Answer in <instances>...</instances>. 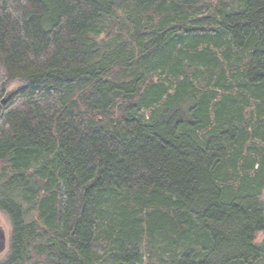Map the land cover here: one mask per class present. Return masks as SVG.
I'll return each instance as SVG.
<instances>
[{"label":"trees","instance_id":"obj_1","mask_svg":"<svg viewBox=\"0 0 264 264\" xmlns=\"http://www.w3.org/2000/svg\"><path fill=\"white\" fill-rule=\"evenodd\" d=\"M16 80L0 264H264V0H0Z\"/></svg>","mask_w":264,"mask_h":264},{"label":"rangeland","instance_id":"obj_2","mask_svg":"<svg viewBox=\"0 0 264 264\" xmlns=\"http://www.w3.org/2000/svg\"><path fill=\"white\" fill-rule=\"evenodd\" d=\"M154 80H157V77H154ZM25 85V82L22 80H16V81H11L7 84L6 86V95L11 94L18 90L19 88L23 87ZM257 143V142H255ZM258 145V143H257ZM238 180V179H237ZM238 182V181H237ZM262 200L264 201V190L261 195ZM0 226L4 228L6 235L9 237L10 234V224L8 221V218L0 212ZM263 234L259 233L256 235V242L260 243L263 240ZM151 252H146L145 257H144V263H147L150 259ZM5 257V254L0 256V260Z\"/></svg>","mask_w":264,"mask_h":264},{"label":"water","instance_id":"obj_3","mask_svg":"<svg viewBox=\"0 0 264 264\" xmlns=\"http://www.w3.org/2000/svg\"><path fill=\"white\" fill-rule=\"evenodd\" d=\"M13 93L5 95L0 104L3 106L7 102V100L12 96ZM9 245V237L6 235V232L3 227L0 226V256L6 254Z\"/></svg>","mask_w":264,"mask_h":264},{"label":"bare ground","instance_id":"obj_4","mask_svg":"<svg viewBox=\"0 0 264 264\" xmlns=\"http://www.w3.org/2000/svg\"><path fill=\"white\" fill-rule=\"evenodd\" d=\"M5 95H6V94H5ZM5 95H4V96H5Z\"/></svg>","mask_w":264,"mask_h":264}]
</instances>
